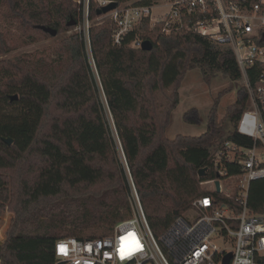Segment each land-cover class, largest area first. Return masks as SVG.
Instances as JSON below:
<instances>
[{
	"label": "trees",
	"instance_id": "16d2710c",
	"mask_svg": "<svg viewBox=\"0 0 264 264\" xmlns=\"http://www.w3.org/2000/svg\"><path fill=\"white\" fill-rule=\"evenodd\" d=\"M79 1L0 0V14L10 28L54 38L38 26L57 30L56 37L78 26L84 12V0ZM103 1L130 0H90V20L102 16L98 12ZM115 28L110 19L91 26L90 50L85 36L75 33L60 42L55 58L0 60V210L8 206L13 214L0 245V264H57L60 239L110 234L131 217V180L159 237L194 201L205 196L225 199L203 186L219 178L213 164L219 146L228 141L253 145L237 131L250 94L231 49L185 28L165 34L148 19L115 45ZM135 40L153 47L133 48ZM11 50L10 33L0 25V56ZM192 69H199L207 81L222 73L243 85L223 120L218 119L217 99L202 135L171 140L167 130L180 103L181 82ZM248 76L255 87V70ZM184 120L202 122L196 109ZM229 122L234 129L226 135ZM227 171L230 176L239 172L231 164ZM115 195L123 217L107 215L102 206ZM248 202L253 213L264 214V179L251 183ZM102 223L108 230L85 232Z\"/></svg>",
	"mask_w": 264,
	"mask_h": 264
},
{
	"label": "built area",
	"instance_id": "2783aa9c",
	"mask_svg": "<svg viewBox=\"0 0 264 264\" xmlns=\"http://www.w3.org/2000/svg\"><path fill=\"white\" fill-rule=\"evenodd\" d=\"M89 1L85 0L83 25L90 50ZM130 0L118 4L106 14L116 28L113 44L125 37L146 19L162 32L188 29L208 38L215 46L231 49L249 90L251 108L237 126L240 135L253 140L249 148L232 142L219 146L213 155L219 178L210 185L225 199L205 196L193 202L188 213L178 217L168 230L157 237L150 228L137 189L130 181L132 216L116 224L102 237L60 239L55 246L57 264H264V214L249 208V191L253 181L264 179V0H156L142 4ZM167 11L155 14L164 5ZM111 1H103L106 6ZM190 18V22L185 19ZM81 29V28H80ZM135 40L131 47L141 48ZM255 70V87L249 79ZM239 172L230 176L227 165ZM227 184L228 192H224ZM224 190V191H223ZM0 229V245L5 242Z\"/></svg>",
	"mask_w": 264,
	"mask_h": 264
},
{
	"label": "rangeland",
	"instance_id": "374dc122",
	"mask_svg": "<svg viewBox=\"0 0 264 264\" xmlns=\"http://www.w3.org/2000/svg\"><path fill=\"white\" fill-rule=\"evenodd\" d=\"M83 2L85 5V0ZM101 3L99 4L101 5ZM164 3L165 2L162 4L164 5ZM75 4L79 5L80 1L75 0ZM2 11L3 9H0V13ZM165 11H167V7L164 5L162 8H157L154 13L157 15ZM108 19L109 17L107 15H102L94 20L89 19V25L91 27L96 23L100 24ZM0 25L10 33L12 44V50L8 54L1 55L0 60L14 59L22 55L34 56L35 58H55V52L59 48L60 42L64 38L75 33H80V31L83 30V25L74 26L73 28L65 29L63 34L54 38H46L42 34L35 33L33 31H28L26 34H24L18 27L10 28L4 22V17L1 14ZM91 63L93 65V61H91ZM241 85L243 84L232 82L222 73H216V75L212 77L210 81H207L199 69L189 70L181 82L179 89L180 103L172 113V122L167 130V137L171 140H174L178 136L198 137L202 135L207 129L209 113L216 100L219 99V103L217 105L218 119L223 120L226 116L227 109L236 102L239 87ZM220 94L222 95L220 96ZM250 108L251 103L248 104V107L245 111L249 110ZM192 109H196L200 118L202 119V122L199 125H191L184 120V115ZM110 124L112 129L115 130L111 117ZM233 129L232 123H226L225 134H229V132H231ZM204 187L208 190H211L210 185H205ZM224 192H228L227 184ZM119 202V195H115L102 203V206L106 209L107 215L110 214L113 217L124 216V209L120 210ZM132 215L133 214H131V216ZM12 216L13 214L8 206L0 210V229L4 228L6 238L7 232L11 225ZM185 217L191 218L192 214L187 212L185 213ZM108 227L109 225H104V223H102V225L99 227L93 230H86L85 232L98 233L102 232V230H108Z\"/></svg>",
	"mask_w": 264,
	"mask_h": 264
},
{
	"label": "water",
	"instance_id": "95a60500",
	"mask_svg": "<svg viewBox=\"0 0 264 264\" xmlns=\"http://www.w3.org/2000/svg\"><path fill=\"white\" fill-rule=\"evenodd\" d=\"M117 7V3L116 2H111L109 4H107L106 6H103L101 8V10H99L98 14L99 15H106L108 14L109 12L113 11L114 9H116ZM75 23H70L68 26H74ZM38 29H41L43 30L44 32L50 34L52 37H56L58 32L57 30L55 29H52V28H48V27H44V26H38ZM152 44L151 42L149 41H145V42H142V45H141V49L144 50V51H150L152 49ZM13 100H16L17 99V96H13L12 97ZM4 141L7 143V144H12L13 140L11 138H7V139H4ZM206 175V169H203L201 170V176H205ZM216 187H217V192L220 191V184L219 182H216Z\"/></svg>",
	"mask_w": 264,
	"mask_h": 264
}]
</instances>
